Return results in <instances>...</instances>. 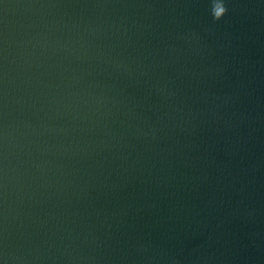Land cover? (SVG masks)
<instances>
[{
    "label": "water",
    "instance_id": "95a60500",
    "mask_svg": "<svg viewBox=\"0 0 264 264\" xmlns=\"http://www.w3.org/2000/svg\"><path fill=\"white\" fill-rule=\"evenodd\" d=\"M0 264H264V0H0Z\"/></svg>",
    "mask_w": 264,
    "mask_h": 264
}]
</instances>
